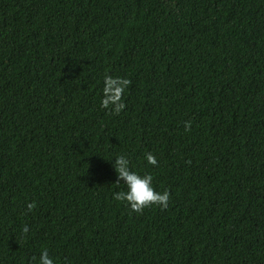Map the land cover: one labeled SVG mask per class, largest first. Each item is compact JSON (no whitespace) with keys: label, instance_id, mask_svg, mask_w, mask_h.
Masks as SVG:
<instances>
[{"label":"trees","instance_id":"1","mask_svg":"<svg viewBox=\"0 0 264 264\" xmlns=\"http://www.w3.org/2000/svg\"><path fill=\"white\" fill-rule=\"evenodd\" d=\"M120 154L167 208L112 198ZM45 249L264 264V0H0V264Z\"/></svg>","mask_w":264,"mask_h":264},{"label":"clouds","instance_id":"2","mask_svg":"<svg viewBox=\"0 0 264 264\" xmlns=\"http://www.w3.org/2000/svg\"><path fill=\"white\" fill-rule=\"evenodd\" d=\"M127 83L126 80H115L112 77H106L102 107L107 108L111 103L115 106V110L119 111L123 107L122 104L118 103L120 93ZM144 159L150 165H156L157 163L155 156L150 152L144 154ZM106 160L111 161V166L116 173L117 184L122 181L124 185L123 190L113 192L112 198L115 201L126 202L134 212H140L151 205H158L161 208L168 207L169 193L154 190L151 174L141 175L136 171H132L129 167V159L125 154L115 155ZM28 207L31 209L33 205L29 204ZM22 231L26 233L28 231L27 227H24ZM37 264H55V262L45 249L41 251Z\"/></svg>","mask_w":264,"mask_h":264}]
</instances>
